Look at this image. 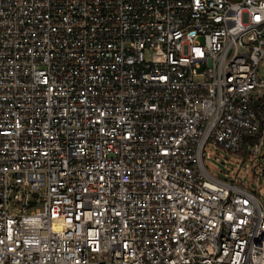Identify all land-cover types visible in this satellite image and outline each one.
<instances>
[{
	"label": "built area",
	"instance_id": "2783aa9c",
	"mask_svg": "<svg viewBox=\"0 0 264 264\" xmlns=\"http://www.w3.org/2000/svg\"><path fill=\"white\" fill-rule=\"evenodd\" d=\"M264 0H0V264H264ZM264 175V159L261 163Z\"/></svg>",
	"mask_w": 264,
	"mask_h": 264
},
{
	"label": "rangeland",
	"instance_id": "374dc122",
	"mask_svg": "<svg viewBox=\"0 0 264 264\" xmlns=\"http://www.w3.org/2000/svg\"><path fill=\"white\" fill-rule=\"evenodd\" d=\"M259 75L264 79V59L259 68ZM264 159V136L259 145L257 156L249 153L238 155L228 154L220 148L206 146L204 148L203 163L209 174L226 180L245 181V185L250 190L264 188V175L261 163Z\"/></svg>",
	"mask_w": 264,
	"mask_h": 264
},
{
	"label": "trees",
	"instance_id": "16d2710c",
	"mask_svg": "<svg viewBox=\"0 0 264 264\" xmlns=\"http://www.w3.org/2000/svg\"><path fill=\"white\" fill-rule=\"evenodd\" d=\"M261 104L264 105V99L261 101ZM261 114H264V110L260 111Z\"/></svg>",
	"mask_w": 264,
	"mask_h": 264
}]
</instances>
